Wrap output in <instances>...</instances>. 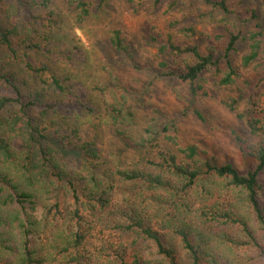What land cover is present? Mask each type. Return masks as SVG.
I'll list each match as a JSON object with an SVG mask.
<instances>
[{"label":"trees","instance_id":"trees-1","mask_svg":"<svg viewBox=\"0 0 264 264\" xmlns=\"http://www.w3.org/2000/svg\"><path fill=\"white\" fill-rule=\"evenodd\" d=\"M163 1L151 0V7ZM199 1L213 15L221 12V21L234 19L215 36L223 47L202 51L175 41L172 33L152 37L162 60L148 86L173 79L195 94L208 73L215 86L230 87L239 76L232 56L242 42L247 50L241 66L264 58V25L254 8L244 9L245 21H255L245 33L228 0ZM62 2L78 23L91 13L88 0ZM108 2L97 0L95 7ZM168 2L169 9L176 5ZM6 16L8 25L0 16V56L23 62L33 86L24 81L22 88L0 63V264H264V101L256 91L247 95L248 111L238 113L258 139L250 147L255 164L241 173L230 162L202 157L196 145H179L173 118L155 115L135 128L139 94L102 66L107 80L92 89L103 100L99 115L103 110L110 135L119 141L118 156L109 162L79 125L82 114L96 109L88 89L45 63L33 64L21 49L26 41L38 48L32 41L37 29L21 13ZM177 25L183 36L196 33L193 24L170 26ZM108 41L131 56L119 29L109 30ZM172 91L185 96L178 87ZM239 101L220 100L232 112ZM11 104L16 107L6 112ZM122 152L130 158L119 157ZM71 155L78 156L77 164Z\"/></svg>","mask_w":264,"mask_h":264},{"label":"rangeland","instance_id":"rangeland-1","mask_svg":"<svg viewBox=\"0 0 264 264\" xmlns=\"http://www.w3.org/2000/svg\"><path fill=\"white\" fill-rule=\"evenodd\" d=\"M39 5L29 7L25 0H0V16L8 25L7 14H20L28 17L31 26L37 29L33 42L38 48H28L31 44L23 43L28 59L35 65L45 63L49 70L64 78L70 77L88 89L91 101L96 108L94 113H85L79 117V125L84 138L92 140L102 152L103 158L113 161L118 156L119 141L110 135L107 129L109 119L103 109L102 97L92 87L99 82H106L107 75L102 66L109 68L113 75L128 89L139 94L135 128L144 127L150 117L174 119L177 127V141L181 146L196 145L204 158H213L218 164L232 163L241 173L251 169L255 162L250 154V147L258 142L251 136L245 121L238 113H246L247 95L257 92V97L264 101V58L255 60L248 67L240 65V56L247 50V43L237 45V52L232 56L239 76L230 87H217L207 73L199 81L204 87L195 94H190L186 84L178 81L150 79L156 71L157 63L162 56L157 53V41L160 35L172 33L175 41L185 45L198 44L202 51L207 47L221 49L215 36L224 31L227 20L221 21V12L214 13L210 7L199 0H176V5L169 9L168 1L164 0L156 9L150 1L142 3L128 0H109L108 5L98 9L97 0H88L92 4L91 13L78 23L73 14L69 13L62 0H37ZM241 2V3H240ZM229 6L244 20V31L254 29L252 19L245 21L248 15L245 8H254L264 25V0H228ZM211 15L203 16V13ZM182 20V21H181ZM173 21L182 25L193 24L196 33L183 36L175 32L177 26H170ZM221 21V22H219ZM119 29L129 46V54H121L114 50L108 41L109 30ZM14 41V40H13ZM3 72L12 73L15 82L24 87V81L33 86V78L25 73L23 62L12 57L0 56ZM102 63L101 67L100 64ZM137 68H134V67ZM248 82V83H247ZM249 83L253 86H248ZM172 87H178L186 99L177 98ZM226 96L239 97V106L235 112L230 111L220 102ZM16 106L7 105L10 112ZM197 111L202 118L194 113ZM98 114V116H93ZM129 159L130 152H122L119 157ZM70 161L77 164V155H71Z\"/></svg>","mask_w":264,"mask_h":264}]
</instances>
